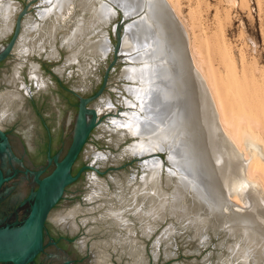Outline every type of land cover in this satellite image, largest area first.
<instances>
[{
    "label": "bare ground",
    "instance_id": "obj_1",
    "mask_svg": "<svg viewBox=\"0 0 264 264\" xmlns=\"http://www.w3.org/2000/svg\"><path fill=\"white\" fill-rule=\"evenodd\" d=\"M40 1L35 3V8H40L36 17L29 18L26 23L24 20L25 31L14 50L21 61L31 51L41 53L44 41L54 37L66 18L73 22L64 38L65 45L75 47L68 55L70 62H77L80 55L90 56L96 62L98 56L107 53L104 47L111 49L105 30L95 32L109 20L112 7L107 0ZM125 1L128 3L125 10L131 16L135 4ZM144 1L145 12L137 16L138 19L131 17L124 23L127 34L120 48V58L124 60L121 79L128 93L120 101L124 107L119 109L110 98L103 96L100 97L103 105L97 107L99 115L113 111V116L103 124L121 136H136L125 151L144 154L140 159L144 172L140 178L128 180L129 196L123 190L110 191L105 180L93 171L88 172L90 183L86 198L91 206L87 210L108 205L100 216L114 229L112 243L133 256L134 264H141L143 257L132 238L134 221L131 215L137 217L143 232L149 234L167 213L186 220L199 234L203 235L209 225H218L229 231L230 237L235 236L236 240L228 247L227 264L236 261L238 264L264 263V128L254 115L249 121L246 115L237 114L233 117L237 122L229 119L227 97L221 90L224 76H231L238 82L247 74L251 62L242 54L239 70L224 32L219 40L206 38L204 43L198 40L193 25H189L190 32L180 14L179 0ZM77 7L80 12L73 14ZM19 9V1L0 0L1 32L10 31ZM132 23L138 26L134 30ZM211 48L219 55V63L224 67L222 73L204 57L211 54ZM48 54H56L55 46ZM252 64L258 69L255 61ZM88 66L80 70L86 72ZM29 72L36 89L45 86L38 63L31 61ZM15 73L21 79L18 69ZM21 84L30 94L32 85L25 81ZM15 89L0 94V123L12 116V102L16 105L15 100L22 99V93ZM227 90L231 92L228 87ZM159 150L167 152L170 164L158 157ZM97 154L92 151L90 161ZM100 162L96 164L100 166ZM4 166L5 169L9 166L5 160ZM22 177L30 178L26 174ZM135 180L139 182L134 184ZM168 186H172L171 190ZM96 201H99L97 206ZM77 212L79 208L74 207L56 216V222L69 229L77 228ZM86 240L85 237L80 239L79 244L84 246ZM90 253L92 262L94 259L98 264H106L104 253L91 247ZM51 258L64 261L56 252Z\"/></svg>",
    "mask_w": 264,
    "mask_h": 264
},
{
    "label": "rangeland",
    "instance_id": "obj_2",
    "mask_svg": "<svg viewBox=\"0 0 264 264\" xmlns=\"http://www.w3.org/2000/svg\"><path fill=\"white\" fill-rule=\"evenodd\" d=\"M16 1L20 2V8L27 2V0ZM179 4L180 14L186 24H188L187 26L190 25L192 27L193 25L192 30L198 40L203 43L206 38L214 41L219 40L221 33L224 32L225 38L227 42L229 41L228 43L234 53L236 64L240 67L239 70L242 67V54L251 62L248 64L247 76L245 75L241 80H237L238 82L234 81L235 79L231 76L227 78L224 76L221 90L224 93V97H227L226 101L229 104L226 107V114L229 119L237 114L240 116L246 115L249 121L254 119L253 117L255 116V119L261 121L260 124L264 128V81H262V76H264V0H235L234 3H230L228 0H179ZM39 9L30 8L28 14L24 17L25 23L29 18L36 17ZM78 9V7L75 8L73 14L80 12ZM17 12L13 17V26L10 31H0V46L10 41ZM25 23L21 31L22 34L25 31ZM190 26L188 28L191 32ZM72 27V19L66 18L61 27L55 32L54 37H48L44 41L45 47L41 53L31 51L26 56L27 59L21 61V57L19 58L13 52V55L8 60L0 63V94L5 91V93L7 91L12 92L15 88L22 93V99L15 100V103L17 102L18 104L16 103L15 105L14 101L12 102L14 105L10 107V109L14 107V111L11 110L10 112L12 116L3 120L0 125L6 130H11L12 134H18V131L30 132V158H33L37 164H41L44 160L48 145L52 146L54 152L62 150L63 153L68 147L66 136L69 126H65V124L74 116L77 109L76 97L68 89H75L84 96L96 90L106 62L110 59L109 57L106 60L94 62L90 56L80 55L77 62H70L68 55L73 52L75 47L65 45L64 38ZM109 27L110 25L104 28L110 31ZM98 29L95 32L101 31V27ZM53 46L56 48V54L50 55L48 53ZM57 52L59 53L58 58H47L56 57L58 55ZM210 53L205 54L204 57L216 67L218 73L224 72V67L219 63V55L213 48H211ZM31 61L40 64L39 69L45 80V86L42 88L36 89L34 82L30 79L31 72H29V68ZM254 61L258 69H255L256 67L252 64ZM85 65L89 66L86 68L87 70H84L86 72H83L80 69ZM122 68V63L114 67L109 76L107 90L103 95V98H110L116 107H120L117 103L120 104V101L124 100L123 96L128 95L124 88L125 81L121 79ZM16 69L19 70L21 79L17 77ZM22 81H25L29 86L33 85L30 94L21 88ZM236 83H239V87ZM227 87L231 89V92H227ZM90 105L97 108L103 103L100 100L90 102ZM104 114L99 127L89 136L85 150L75 161L74 170L86 163L87 154L91 155L92 153L90 146H93L98 153H108L105 160H100V163L103 164L104 162L105 166L122 165L128 162V157L125 158L126 156H124L122 159L121 152H124L133 140L125 138L122 141H117V137L120 138L121 134L103 124L107 118L113 116V111H107ZM232 121L237 122L235 118ZM257 130L260 131L259 128ZM262 135L264 136V131ZM15 146L21 150L18 143ZM140 166L144 170L145 167L143 165ZM140 166L134 162L126 165L121 170L106 173L100 179L107 182L110 191L122 192L123 190L129 196L131 187L128 184V180L131 178L128 177L137 174L132 179L140 178L144 172L143 170L141 172ZM104 167L102 166L100 169H104ZM7 170H9V173L12 172V168L9 166ZM25 181L21 174L14 177V179L5 183L7 185L4 184L2 195L7 194L17 183L23 185L17 184L16 188L26 189L27 192L30 191V182L26 181L25 183ZM89 181L87 173V177L83 175V178L68 186V191L78 192V195L70 202V205L65 207V211H69L74 207L79 208V212L75 215L77 222V229H75L76 239L80 240L85 237L88 248L92 247L101 252V254L104 253L103 255L107 257L106 264H134L133 256L124 253L121 247H115L114 243H112L114 229L100 216L108 205L93 211L87 210L91 206L90 201H87L86 198L89 190ZM138 182V180H135L134 184ZM170 188L172 186L167 187L168 190ZM23 195L24 191L19 189L13 194L12 199H21ZM98 202L96 201L94 204L97 206ZM100 202L105 201L101 200ZM28 208V202H24L19 207L20 214L24 215ZM57 214L55 212L52 215L54 219L57 218ZM131 217L134 221L132 238L136 241L135 245L141 251L146 264H227L225 258L229 255L228 247L236 240L235 236L230 237L228 235L230 234L229 231L218 225H209L204 230L203 235L199 234L195 232L192 226L189 227L190 223L186 220L182 221V219L170 213H167L160 222L158 221L157 227L148 234L143 232L137 217L135 215H131ZM169 231H171V235L167 236L165 233ZM238 263V261L235 262V264ZM250 264L264 263L254 262Z\"/></svg>",
    "mask_w": 264,
    "mask_h": 264
},
{
    "label": "water",
    "instance_id": "obj_3",
    "mask_svg": "<svg viewBox=\"0 0 264 264\" xmlns=\"http://www.w3.org/2000/svg\"><path fill=\"white\" fill-rule=\"evenodd\" d=\"M37 1L38 0H27V2L23 6H21V9L17 12L11 39L8 43L0 46V63L5 62L13 55L15 47L21 37L20 35L24 17L28 14L30 8H35V3ZM107 1L112 7V12L109 15V20L101 26V29L105 30V34L107 36L106 42L111 44V49L109 50L108 48L104 47L103 51L107 53L102 55L101 57L98 56L97 60L102 61L106 60L109 57L110 59L106 62L104 72L96 90L84 96L83 94L77 92L75 89H68L76 97L77 109L74 116L67 122V124H65V126H69L68 134L66 136V140L68 141V147L66 151L63 153L62 150H60L51 155L50 148L48 147L46 151V164L41 163L37 166L29 159L26 153L25 145L22 143L19 137L17 138V143L21 147L20 153L22 154V157L18 156L15 153L13 147L11 146V143L9 142L6 131L4 130V128L0 127V201L3 200L4 196L9 195L12 192V189H14L17 184L23 185L17 183L13 188H11L10 191H8L7 194L2 195L3 188L5 185H7L5 184L6 182H9L11 179H14V177H17L20 174H30L31 178H33L30 197L28 199L30 202V207L28 208L27 215L23 217L24 220L21 222H17L11 226L10 224H7L6 227H0V263L28 264L29 262L34 260L36 253L41 251L43 248L42 228L45 220L47 219L46 217L48 212L60 200V198H62L63 193L65 192L69 184L76 182L81 175L84 174L87 177L88 171H93L98 177H101L111 171L121 170L126 165H130L134 162H136L138 166H140L142 163L140 162V159L144 156V154L141 153L138 155L124 151L121 152V157L122 159L124 156H126L125 158L128 157L127 163H123L122 165L107 166H105V164H102L99 166L96 163L100 162V160L103 158H107L108 155L107 152H100L102 154H97L93 161H90L91 155L87 154L86 163L76 170H73L75 160L77 159L78 155L85 150L89 136L96 128L99 127V124L101 123L102 118L105 115H99L97 108L90 105V102L100 101V97H102L107 90L108 80L111 72L116 65L124 61L120 58L122 54V52L120 51L122 39L123 36L127 34L124 23H126L131 17H140L146 9L144 0H129L130 2H134L135 4L133 8L135 10L131 14V16H129L127 15V11L125 10V6L128 4L125 0ZM176 21L181 28V24L179 23L177 18ZM109 25L110 31L104 28L105 26L107 27ZM136 26V24L132 23L133 30L134 28H136ZM62 46L65 47L64 45ZM58 56L59 53L56 57L47 58L56 59L58 58ZM187 57L190 63L188 50ZM38 68H40L39 63ZM153 100L155 102L157 101V99ZM117 104L118 106H120L118 108L121 109L122 106L119 103ZM135 137L136 136L124 134L120 138L117 137V141H122L125 138H130L131 140H133L135 139ZM90 148V151H96L93 146H90ZM90 151H88V153H90ZM166 153L167 152L165 150H159L157 152L158 157H160L164 162L170 164V161L167 160ZM5 156L7 157V159H5ZM24 157L27 160V164L30 165V168L26 167V165L23 163ZM4 160L12 168L11 173H8L6 171ZM18 165L25 167L26 170H21ZM50 165H52V169L50 170V172L43 177H40L41 174L50 167ZM102 166H105L104 169H100L102 168ZM140 169L142 172L143 167L140 166ZM136 176L137 174L128 178H134ZM19 189H22L24 191V195L28 193L26 189L18 188V190ZM53 221L60 229H65L69 232H73L76 229L75 228L69 230L57 224L54 218ZM78 241L79 239L77 240V243L80 248H86L87 242L84 246H81ZM141 264H146L145 260Z\"/></svg>",
    "mask_w": 264,
    "mask_h": 264
},
{
    "label": "flooded vegetation",
    "instance_id": "obj_4",
    "mask_svg": "<svg viewBox=\"0 0 264 264\" xmlns=\"http://www.w3.org/2000/svg\"><path fill=\"white\" fill-rule=\"evenodd\" d=\"M4 130L6 131L8 135L9 142L11 143V146L13 147V150L15 151V153L18 156L22 157V154L20 153V149H18V147L15 146V144L17 143V138L19 137L22 143L25 145L26 153L29 159L33 163H35L34 159L30 158V145H29L30 132L18 131V134H12L11 130H6V129ZM48 147L50 148L51 155L56 153L52 150L51 145H48L47 148ZM47 148H46V151H47ZM46 151H45L44 160L42 161V163L44 164H46ZM23 163L26 165V167L30 168V165L27 164V160L25 157L23 158ZM35 164L37 166L39 165L37 163ZM18 167L23 171L26 170L25 167L21 165H18ZM51 169H52V165H50V167L48 168V171H45L44 173H42L40 177H43L44 175L48 174ZM27 175L30 176V174H27ZM83 175H81L78 179L83 178ZM31 181H33V178H31L30 176L28 182H30V185L32 186L33 182ZM17 190L18 188L14 187V189H12V192L9 195L4 196L3 200L0 201V227H6L7 224H10L11 226L17 222H21L24 220L23 217L27 215L28 209L26 210V213L24 215H21L19 212V207L24 202H28L29 207H30V202L28 200L30 197V191H28V193L23 195L21 199L16 198L15 200H13L12 196ZM77 195H78L77 191H68V187H67L65 192L63 193L62 198H60V200L48 212L47 217H46L47 219L45 220L43 228H42V236H43V243H42L43 246L42 247L43 248L41 251L36 253L34 260L29 262L28 264H98L95 262L94 259H93L94 262H92L91 260L92 255L91 253H89L90 248H88L87 246H86L87 248L79 247L77 243L78 239H76L77 235L75 234V231L69 232L65 229H60L58 226H56V224L53 221L54 217L52 215L55 212L56 213L60 212L57 214V216H59L60 214L66 213L67 211H65L66 210L65 207H68L70 205V202H72V200ZM54 220L56 222V219ZM70 229L72 230V228ZM54 252L60 254L63 257L64 261L58 262L55 259H52L51 256L53 255ZM89 257H91V259H89ZM0 264H12V263H0Z\"/></svg>",
    "mask_w": 264,
    "mask_h": 264
}]
</instances>
